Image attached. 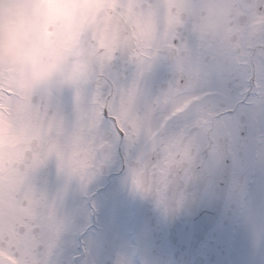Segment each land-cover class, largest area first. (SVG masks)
<instances>
[{
    "label": "snow or ice",
    "instance_id": "snow-or-ice-1",
    "mask_svg": "<svg viewBox=\"0 0 264 264\" xmlns=\"http://www.w3.org/2000/svg\"><path fill=\"white\" fill-rule=\"evenodd\" d=\"M151 27L83 85L0 77V264H264V0H163Z\"/></svg>",
    "mask_w": 264,
    "mask_h": 264
},
{
    "label": "flooded vegetation",
    "instance_id": "flooded-vegetation-1",
    "mask_svg": "<svg viewBox=\"0 0 264 264\" xmlns=\"http://www.w3.org/2000/svg\"><path fill=\"white\" fill-rule=\"evenodd\" d=\"M162 4L156 0L145 16L131 6L118 11L115 0H0V35L16 31L17 17L24 21L15 50L0 54V77L19 98L83 85L104 63L105 52L156 39L151 16ZM23 221L31 222L27 213ZM34 242H41L39 233Z\"/></svg>",
    "mask_w": 264,
    "mask_h": 264
},
{
    "label": "clouds",
    "instance_id": "clouds-1",
    "mask_svg": "<svg viewBox=\"0 0 264 264\" xmlns=\"http://www.w3.org/2000/svg\"><path fill=\"white\" fill-rule=\"evenodd\" d=\"M16 31L9 36L0 35V54L6 51L15 50L17 40L23 38L24 21L17 17L14 25ZM25 56L28 53H24Z\"/></svg>",
    "mask_w": 264,
    "mask_h": 264
}]
</instances>
